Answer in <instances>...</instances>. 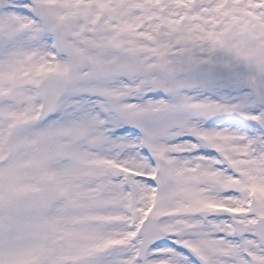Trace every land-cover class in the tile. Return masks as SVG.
Masks as SVG:
<instances>
[{"label": "snow or ice", "instance_id": "1", "mask_svg": "<svg viewBox=\"0 0 264 264\" xmlns=\"http://www.w3.org/2000/svg\"><path fill=\"white\" fill-rule=\"evenodd\" d=\"M0 264H264V0H0Z\"/></svg>", "mask_w": 264, "mask_h": 264}]
</instances>
